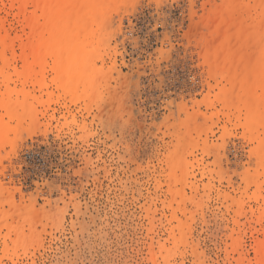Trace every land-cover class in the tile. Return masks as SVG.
Here are the masks:
<instances>
[{
    "label": "rangeland",
    "instance_id": "obj_1",
    "mask_svg": "<svg viewBox=\"0 0 264 264\" xmlns=\"http://www.w3.org/2000/svg\"><path fill=\"white\" fill-rule=\"evenodd\" d=\"M63 1L0 0V264H264V0Z\"/></svg>",
    "mask_w": 264,
    "mask_h": 264
},
{
    "label": "bare ground",
    "instance_id": "obj_2",
    "mask_svg": "<svg viewBox=\"0 0 264 264\" xmlns=\"http://www.w3.org/2000/svg\"><path fill=\"white\" fill-rule=\"evenodd\" d=\"M66 2H67V0H64V1H63V5L66 4ZM71 10H72L71 13L73 14V16H72L73 21H78V20H77V19H78V18H77V14L80 13V12H82L83 9H80V8L77 7V6H73ZM101 13H102V12H101ZM76 59H77V57H76Z\"/></svg>",
    "mask_w": 264,
    "mask_h": 264
}]
</instances>
